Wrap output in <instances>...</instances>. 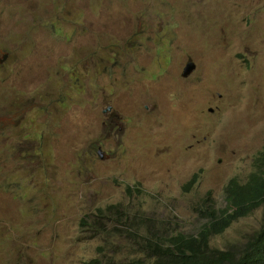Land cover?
Masks as SVG:
<instances>
[{"label":"rangeland","instance_id":"obj_1","mask_svg":"<svg viewBox=\"0 0 264 264\" xmlns=\"http://www.w3.org/2000/svg\"><path fill=\"white\" fill-rule=\"evenodd\" d=\"M263 147L264 0H0V264L143 258L135 227L89 231L111 205L197 235Z\"/></svg>","mask_w":264,"mask_h":264},{"label":"trees","instance_id":"obj_2","mask_svg":"<svg viewBox=\"0 0 264 264\" xmlns=\"http://www.w3.org/2000/svg\"><path fill=\"white\" fill-rule=\"evenodd\" d=\"M195 181L196 178L191 180L190 185ZM2 189L8 187L2 186ZM132 191V187H127L128 194L132 195ZM137 191L141 193L138 187ZM258 209H262L261 227L244 244L231 245L224 250L211 247L213 237L223 234L235 222ZM197 210L206 221L197 235H189L154 228L146 221L129 220V214L124 213L118 205L99 209L89 229L91 234L97 236L105 232L100 218L107 219L109 224L135 227L136 232H125L117 226H114V230L136 242L141 247L143 258L121 262L110 259L104 263L95 260L91 264H264V147L245 182L238 178L228 182L224 206L218 207L209 194ZM140 229H144L148 235L141 236L138 232Z\"/></svg>","mask_w":264,"mask_h":264},{"label":"water","instance_id":"obj_3","mask_svg":"<svg viewBox=\"0 0 264 264\" xmlns=\"http://www.w3.org/2000/svg\"><path fill=\"white\" fill-rule=\"evenodd\" d=\"M196 69V64L192 61L188 62L183 70L182 76L184 78H188ZM101 151H99V155L101 156Z\"/></svg>","mask_w":264,"mask_h":264},{"label":"clouds","instance_id":"obj_4","mask_svg":"<svg viewBox=\"0 0 264 264\" xmlns=\"http://www.w3.org/2000/svg\"><path fill=\"white\" fill-rule=\"evenodd\" d=\"M189 62H190V61H189ZM192 62H193V61H192ZM187 63H188V62H187ZM185 66H186V65H185ZM196 67H197V66H196ZM184 68H185V67H184ZM183 70H184V69H183ZM195 70H196V69H195ZM182 74H183V72H182ZM191 75H192V74H191ZM191 75H190V76H191Z\"/></svg>","mask_w":264,"mask_h":264}]
</instances>
